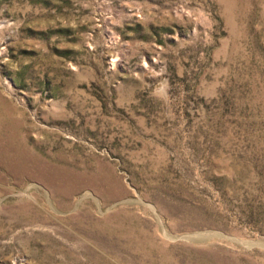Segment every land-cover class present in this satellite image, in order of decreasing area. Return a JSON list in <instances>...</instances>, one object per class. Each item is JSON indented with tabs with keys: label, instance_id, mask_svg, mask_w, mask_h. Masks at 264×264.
<instances>
[{
	"label": "rangeland",
	"instance_id": "374dc122",
	"mask_svg": "<svg viewBox=\"0 0 264 264\" xmlns=\"http://www.w3.org/2000/svg\"><path fill=\"white\" fill-rule=\"evenodd\" d=\"M0 264H264V0H0Z\"/></svg>",
	"mask_w": 264,
	"mask_h": 264
}]
</instances>
